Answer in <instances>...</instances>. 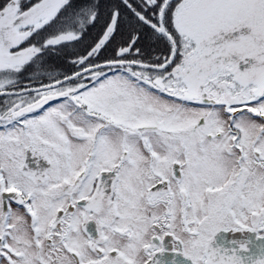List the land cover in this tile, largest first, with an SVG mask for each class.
Wrapping results in <instances>:
<instances>
[{
  "label": "snow or ice",
  "instance_id": "6c2138e0",
  "mask_svg": "<svg viewBox=\"0 0 264 264\" xmlns=\"http://www.w3.org/2000/svg\"><path fill=\"white\" fill-rule=\"evenodd\" d=\"M0 264H264V0H0Z\"/></svg>",
  "mask_w": 264,
  "mask_h": 264
}]
</instances>
